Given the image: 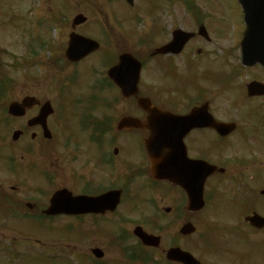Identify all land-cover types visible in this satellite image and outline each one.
Wrapping results in <instances>:
<instances>
[{"label": "flooded vegetation", "instance_id": "flooded-vegetation-1", "mask_svg": "<svg viewBox=\"0 0 264 264\" xmlns=\"http://www.w3.org/2000/svg\"><path fill=\"white\" fill-rule=\"evenodd\" d=\"M117 1L128 4L126 0ZM226 1L238 14L235 33L225 28L226 7L223 4H213V0H201V4L199 0H177L182 17L176 29L190 33L182 50L175 54H155L156 49L171 41L175 30L163 24L160 11L156 9L150 14L153 21L148 35L149 38L160 37V42L138 48L142 54L131 52L141 64L139 91L136 96L123 100L130 110L122 115L143 121L147 113L138 108L137 98L144 97L163 111L179 116L177 125L170 122L177 134L164 137L163 155L169 161H178L181 179L187 182L200 177L198 170L189 167L191 161L203 162V189L199 195L192 196L190 209L183 188L167 179H157L151 173L150 162L143 152V142L150 138V131L116 130V98L122 100L121 96L104 97L96 89L97 93L81 100L83 110L76 113L57 111L51 99L25 94L22 98L35 96L39 103L24 111L22 116L11 118L14 130L21 133L17 142L4 146L16 154L15 177H31L34 186L22 182L20 198L13 195L16 187H11L10 192L0 187L1 227L4 226L1 220L6 221L13 214L22 219L15 217L10 224L19 223L28 216L39 226L63 219L69 235L72 229L82 231V242L84 240L90 253L104 241H111L114 248L113 260H108L111 264H136L137 261L141 264H264V255L257 260L243 257L249 247L244 243L243 231L239 233L241 247L235 246L242 257L235 263L218 253L216 246L211 245L210 255L200 252L198 247L205 235L199 229L202 215L219 209L229 210L232 199L241 204L238 218L241 216L243 225L254 233L245 232V236H257V242L264 241V225L257 228L247 219L252 214L264 217V40L249 39L245 51L254 55L243 61L240 43L246 25L237 0ZM186 2L192 14L187 13ZM130 6L134 10L136 2ZM218 6L223 13L218 12ZM185 15L190 20L189 25L185 24ZM106 24L108 33L114 37L109 45L98 40L100 48L76 63L66 60L63 51L51 60V66L64 72L84 64L91 85L105 86L116 92L107 72L116 65L121 51L116 57L113 46L116 31L114 26ZM131 25L135 27L134 21ZM99 57L96 65H86ZM60 80L64 84L67 80L76 81L67 77ZM46 102L51 103L53 111L46 118L47 132L44 133L41 125L29 126V120L39 114L40 105ZM0 155V162L10 166L9 162L14 160L11 154L1 152ZM233 188L235 192L240 191L236 192L240 198H234ZM116 189L120 190L117 206ZM60 190H66L73 197H85L82 211L46 215L51 197ZM108 191H115L113 205L98 199ZM24 197L35 200L24 201ZM224 197L228 201L223 202ZM3 206L6 209H2ZM193 219H197L199 226ZM186 224L193 228L192 231L182 230ZM136 228L158 237V245L142 244L134 234ZM231 231L238 232L235 228ZM88 235L97 236V240H92L96 242L93 248L87 242ZM185 240L186 244L195 242L194 247L180 245L179 241ZM175 247L198 250L192 254L194 263L169 259L167 252ZM230 254L235 256L232 250ZM97 261L104 262L103 259Z\"/></svg>", "mask_w": 264, "mask_h": 264}, {"label": "rangeland", "instance_id": "rangeland-1", "mask_svg": "<svg viewBox=\"0 0 264 264\" xmlns=\"http://www.w3.org/2000/svg\"><path fill=\"white\" fill-rule=\"evenodd\" d=\"M135 2V9L132 10L115 0H0V88L2 89L0 94V149H4V145L11 142L12 123H7L10 120H7L4 113L10 101L18 100L25 94H33L41 99H51L57 111L79 113L78 111L83 110L81 100L97 93L91 89L93 84L91 85L85 75L84 64L64 72H58L51 68V60L62 52L64 45L66 46L70 22L76 14L81 13L88 18L87 24L77 27L76 32L95 38L101 41L103 45H109L108 42L113 41L114 38L108 33L109 29L106 23L114 26L116 44L113 46L116 47V53L128 50L139 54L142 50L138 48L151 47L150 41L153 43L160 42V37L155 39V36H152L149 39L148 35L153 21L150 14H153L156 9L160 11L163 24L168 25L169 28H177L179 18L182 17L177 0L174 2L171 0H137ZM229 3L226 0H213V4H223L226 7L225 28L235 33L238 30V14L237 11L235 13L234 7L230 6L231 3ZM199 4H201V0H199ZM188 8L185 7L186 11L189 10ZM118 10L125 15L138 14L139 21L136 26L132 27L131 22L126 20L125 15L120 14ZM218 12L223 13L219 6ZM185 20V24L189 25L190 20L187 15H185ZM99 61L100 57L86 65H96ZM100 67H102L101 63ZM65 77H72V80L75 78L76 81L71 83L67 80L68 83L66 84L60 82V79ZM113 92L107 89L98 92V94L108 97L116 94L114 90ZM75 101L77 102L75 103ZM129 110L128 103H116V119ZM70 129H72V125H70ZM0 152L10 153L15 160L10 164L12 167L14 164L17 167L16 154L11 148H8V151L0 150ZM2 165L0 162V187L2 191L10 192L11 187H16L17 192H14L13 195L20 198L22 182L26 181L28 186H34L31 177L19 176L16 178L13 171L4 172V170L7 171V168L3 166V170ZM226 183L232 186L230 183ZM235 189L233 188L234 192ZM236 192L240 193L239 190ZM238 193L234 198H240ZM34 200V198L24 197V201ZM232 200L228 205L230 206L229 210L219 209L215 213H208L207 216L202 215L201 227L197 219H193V221L198 224L202 234L208 233L204 239L206 241L203 242L206 245L216 246L218 253L228 256L233 260V263L242 257L238 254L235 246L241 247L239 233L243 231L244 243L249 245L243 257L246 260H257L258 256L264 255L262 248L264 241L257 242L255 240L257 236H245V232L254 233L249 227L243 225L241 216L238 218V208L241 204L234 199ZM226 201L228 199L224 197L223 202ZM17 213L23 215L20 212ZM15 217L18 215L13 214L6 221L1 220L4 226L1 227L0 224V264H88L83 257L84 255L87 257L86 243L83 240L81 247V237L74 235L78 232L73 231V247H70L72 252L71 254L68 253L67 244L69 243L66 232L60 230L65 229V220L56 219L51 222L57 229L52 226H44L45 228L50 227L51 231H48L35 221L28 223L32 219L31 216H28L24 221H19V223L10 224V220ZM18 219L22 218L18 217ZM208 225L211 229L209 232H207ZM222 228H227V230L224 231ZM231 228H236L238 232L231 231ZM87 238L89 240L85 241L90 246L96 243L92 240L93 238L97 240V236L90 237L88 235ZM186 242L188 243L187 240L179 241L184 248ZM194 243L187 244V247L192 249ZM199 244L201 243L199 242ZM100 247L106 251L107 256L105 263L99 264H106L107 260H113L114 248L111 242L104 241ZM231 250L235 256H231ZM210 254L209 250L207 255Z\"/></svg>", "mask_w": 264, "mask_h": 264}, {"label": "water", "instance_id": "water-1", "mask_svg": "<svg viewBox=\"0 0 264 264\" xmlns=\"http://www.w3.org/2000/svg\"><path fill=\"white\" fill-rule=\"evenodd\" d=\"M239 4L242 8L243 14H244V20L246 21L248 25V32H251L254 34V36H259L263 34L264 37V0H238ZM85 21V18L82 15H77L73 20V25L81 24ZM187 38V35L178 31L174 32V41L168 46V48H180L182 45V41ZM243 47V44H242ZM98 48V44L91 40L84 38L80 35H76L75 33H71L69 35V43L68 48L66 50V56L73 61H78L81 58H83L88 53L96 50ZM167 51V49L163 50V52ZM244 56H250L249 53L243 52ZM110 77L115 80L116 84L121 90V93L123 96H129L130 94H134L137 90V80H138V63L135 61V59L129 55V54H123L119 57V63L110 69L109 71ZM34 102L33 98H26L23 100L22 103L19 102H12L8 106V113L12 116H20L22 114L23 108L29 105H32ZM140 105L149 113V116L147 118V122L141 123L138 120L132 119V118H123L119 126L120 127H148L152 128L155 127L154 135L161 137L164 133L163 131V122L164 118L168 115L162 113L158 109L152 108L149 106L147 102H142ZM43 112L38 117L40 119H44L49 112H51V108L49 104H45V106L42 108ZM36 118V119H38ZM33 119V122L36 120ZM168 126H171L169 124ZM173 133V132H170ZM19 132L13 133V140H16L18 138ZM161 146V143L159 145L152 146V149L158 148ZM146 148L149 153H151L150 146L148 142H146ZM171 162V161H169ZM168 165V164H167ZM169 167V166H168ZM195 170H198L199 172L201 169H203V166H200L201 169L194 167ZM205 172L201 171L198 173L201 177H195V179H190L191 183L194 185V187H198V191L201 192L202 183L205 178ZM196 174V172H195ZM170 176H180L179 174H173L170 173ZM167 176V178L172 179L170 176ZM185 184L190 185L189 182H184ZM201 187V188H200ZM72 203V199L69 195H59V193L55 194L52 198V209L51 212H59V211H66L69 209V206ZM80 204V202H79ZM250 221L253 223H261V219L257 216H254L253 218H250ZM141 238L146 240V237L144 235H141Z\"/></svg>", "mask_w": 264, "mask_h": 264}]
</instances>
